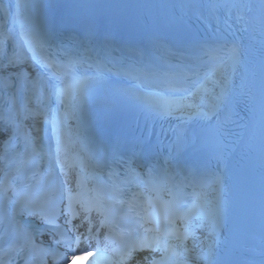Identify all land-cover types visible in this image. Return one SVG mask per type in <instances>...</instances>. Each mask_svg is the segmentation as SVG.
Here are the masks:
<instances>
[{
    "label": "snow or ice",
    "instance_id": "snow-or-ice-1",
    "mask_svg": "<svg viewBox=\"0 0 264 264\" xmlns=\"http://www.w3.org/2000/svg\"><path fill=\"white\" fill-rule=\"evenodd\" d=\"M17 7H19V5H17ZM2 72L5 71L0 69V73ZM9 128L10 125H8L7 123H5L3 127H0V139H4V142L6 144L9 143L12 139V134L8 130ZM179 149L180 146L179 144H177L174 146L173 150L177 151ZM40 198H41V194H37V199ZM47 213L49 215V218L52 215H55L56 213V208L51 201H49L47 204ZM34 214L38 215V213H34ZM154 245H155V241L149 239H142L129 246L127 248V251H125L123 255L127 259L128 264H159V262L155 258L158 255V249L154 247ZM85 255L91 257L94 254L92 252H88Z\"/></svg>",
    "mask_w": 264,
    "mask_h": 264
},
{
    "label": "bare ground",
    "instance_id": "bare-ground-1",
    "mask_svg": "<svg viewBox=\"0 0 264 264\" xmlns=\"http://www.w3.org/2000/svg\"><path fill=\"white\" fill-rule=\"evenodd\" d=\"M222 69V68H221ZM217 73V72H216ZM218 74H220V70L218 71ZM212 88L211 87H209L208 89H206L207 91H206V94L204 95V94H202L201 93V96L204 98V99H208L209 98V95H210V93H211V90ZM191 104H194V102H190ZM190 103H186L185 105H182L181 107H179L178 108V110L180 109V110H183V111H188V112H190V110H196L195 108H194V106H192V108H191V104ZM199 247L200 248H203L204 246H206V242H204V241H199ZM191 244H193V245H196V244H198V243H191Z\"/></svg>",
    "mask_w": 264,
    "mask_h": 264
}]
</instances>
